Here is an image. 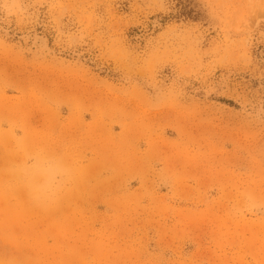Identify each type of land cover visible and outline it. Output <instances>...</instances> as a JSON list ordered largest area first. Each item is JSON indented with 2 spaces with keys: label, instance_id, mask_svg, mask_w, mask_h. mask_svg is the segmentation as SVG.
I'll use <instances>...</instances> for the list:
<instances>
[{
  "label": "rangeland",
  "instance_id": "obj_1",
  "mask_svg": "<svg viewBox=\"0 0 264 264\" xmlns=\"http://www.w3.org/2000/svg\"><path fill=\"white\" fill-rule=\"evenodd\" d=\"M0 264H264V0H0Z\"/></svg>",
  "mask_w": 264,
  "mask_h": 264
}]
</instances>
